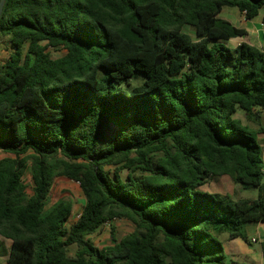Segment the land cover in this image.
Listing matches in <instances>:
<instances>
[{"label": "trees", "instance_id": "trees-1", "mask_svg": "<svg viewBox=\"0 0 264 264\" xmlns=\"http://www.w3.org/2000/svg\"><path fill=\"white\" fill-rule=\"evenodd\" d=\"M224 8L253 20L264 0H6L0 44L8 38L12 53L0 68V152L14 156L0 160L7 264H230L224 242L247 241L246 225L264 223V126L235 118L242 110L258 123L264 110V48L226 46L248 32L222 19ZM60 49L65 55L54 59L49 50ZM224 176L258 198L200 190ZM58 177L85 197L69 226L71 203L48 209ZM116 219L136 230L118 240L112 228L114 244L102 249L87 239Z\"/></svg>", "mask_w": 264, "mask_h": 264}, {"label": "rangeland", "instance_id": "rangeland-1", "mask_svg": "<svg viewBox=\"0 0 264 264\" xmlns=\"http://www.w3.org/2000/svg\"><path fill=\"white\" fill-rule=\"evenodd\" d=\"M261 14H263V12ZM220 17L230 21L237 27L245 28L248 32V35L245 38L223 42L226 46L234 48L235 45L241 42H246L259 48H264V28L262 27V18L258 17L254 20L249 21L244 17V15H242V13L240 14L239 11L228 8L224 9L221 12ZM185 30L189 31L187 30V28ZM49 52L54 59L60 58L65 55V51L62 49L57 51L49 50ZM11 53L12 49L9 43V39L3 38L0 44V68L8 61ZM140 83L141 79H137L132 82V85L135 86ZM235 118L242 120L243 124H249L253 128H258L259 125L264 126V113H261L258 123L248 122L242 110L238 111L237 115H235ZM259 139L263 147L264 154V135H260ZM6 157L14 158V156L12 155L0 152V160ZM107 169L113 172V168L109 167ZM128 174V170H123L121 172V178L124 181L127 180ZM135 176L139 177L140 174L137 173L135 174ZM23 180L26 186V193L28 196H31L33 194L34 187L31 175V163H29V168L26 171ZM200 190L210 193L228 194L234 200H254L258 198L257 190H246L242 188L241 185L235 183L233 179L228 176L214 178ZM60 201L71 203L73 206V213L68 222L69 226L79 218L85 205V197L82 193L80 185L67 178H56L51 191L48 209H50ZM112 228L115 229L117 239L121 240L123 237L134 232L136 230V225L128 219H116L113 222L106 224L100 231L88 236L87 239H90L91 242L100 249L111 246L114 244L110 236ZM2 241L5 248L3 249L2 255L0 256V264H7L8 248L10 242L4 239ZM254 248L258 251H261L259 243L255 244ZM74 252L75 248H71L70 253L74 254Z\"/></svg>", "mask_w": 264, "mask_h": 264}, {"label": "crops", "instance_id": "crops-1", "mask_svg": "<svg viewBox=\"0 0 264 264\" xmlns=\"http://www.w3.org/2000/svg\"><path fill=\"white\" fill-rule=\"evenodd\" d=\"M224 9H226V8H224ZM228 9H233V8H228ZM235 10L239 11L238 9H235ZM240 14H241V12H240ZM242 15H244V14H242ZM263 16H264L263 14H260L258 17L262 18L261 19L262 20V27L264 28ZM258 17H256V18H258ZM249 21H251V20H249ZM235 27H237V26H235ZM237 28H240V27H237ZM243 29H245V28H243ZM237 39H240V38H237ZM237 39H232V40H237ZM232 40H230V41H232ZM241 43H239V44H241ZM239 44L235 45V47H237ZM260 49H262V48H260ZM237 113H236V115H237ZM261 113H264V110H262ZM245 234L247 236V241L242 239V238H235L232 240H226L224 242V249H225V253H226L227 258H228V262L230 264H264V253L262 251V244L264 243V223H262V222L248 223L245 227ZM253 240H255V242H253ZM258 243L260 244V250L261 251H258L257 249L254 248V245L258 244Z\"/></svg>", "mask_w": 264, "mask_h": 264}, {"label": "water", "instance_id": "water-1", "mask_svg": "<svg viewBox=\"0 0 264 264\" xmlns=\"http://www.w3.org/2000/svg\"><path fill=\"white\" fill-rule=\"evenodd\" d=\"M5 3H6V0H1L0 1V18L2 16V13H3V9H4V6H5Z\"/></svg>", "mask_w": 264, "mask_h": 264}, {"label": "built area", "instance_id": "built-area-1", "mask_svg": "<svg viewBox=\"0 0 264 264\" xmlns=\"http://www.w3.org/2000/svg\"><path fill=\"white\" fill-rule=\"evenodd\" d=\"M253 242H255V240H253Z\"/></svg>", "mask_w": 264, "mask_h": 264}]
</instances>
